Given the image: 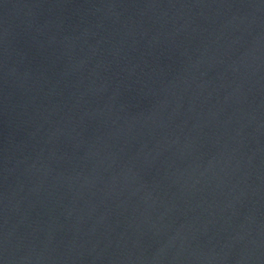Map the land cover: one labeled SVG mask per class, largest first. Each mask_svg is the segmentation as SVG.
Listing matches in <instances>:
<instances>
[{
  "label": "water",
  "instance_id": "water-1",
  "mask_svg": "<svg viewBox=\"0 0 264 264\" xmlns=\"http://www.w3.org/2000/svg\"><path fill=\"white\" fill-rule=\"evenodd\" d=\"M0 264H264V0H0Z\"/></svg>",
  "mask_w": 264,
  "mask_h": 264
}]
</instances>
